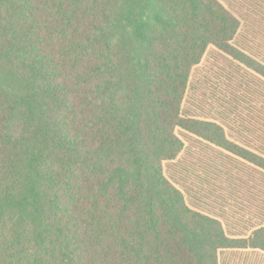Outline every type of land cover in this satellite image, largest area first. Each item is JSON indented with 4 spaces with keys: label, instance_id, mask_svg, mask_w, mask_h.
<instances>
[{
    "label": "trees",
    "instance_id": "16d2710c",
    "mask_svg": "<svg viewBox=\"0 0 264 264\" xmlns=\"http://www.w3.org/2000/svg\"><path fill=\"white\" fill-rule=\"evenodd\" d=\"M219 0H0V264H218L228 236L164 174L178 131L264 170L189 114L211 47L264 77ZM182 135V134H181Z\"/></svg>",
    "mask_w": 264,
    "mask_h": 264
},
{
    "label": "rangeland",
    "instance_id": "374dc122",
    "mask_svg": "<svg viewBox=\"0 0 264 264\" xmlns=\"http://www.w3.org/2000/svg\"><path fill=\"white\" fill-rule=\"evenodd\" d=\"M219 1L240 21L236 46L264 64V0ZM185 105L189 114L218 120L230 138L264 155V77L258 72L211 47L191 71ZM178 134L187 148L179 162L164 163V174L187 205L220 217L226 226L237 214L258 215L264 208V172Z\"/></svg>",
    "mask_w": 264,
    "mask_h": 264
},
{
    "label": "crops",
    "instance_id": "0c3cea01",
    "mask_svg": "<svg viewBox=\"0 0 264 264\" xmlns=\"http://www.w3.org/2000/svg\"><path fill=\"white\" fill-rule=\"evenodd\" d=\"M188 87H189V85H188ZM206 120H210V119H206ZM211 121H215V120H211ZM215 122L219 123L223 127V130H224L225 135H226L228 140H230V141L234 142L235 144L243 147L242 145H240L238 143L237 139L234 140L227 135L226 130L224 128V124L218 122V120ZM191 137H194L198 141L204 143V145H206V146L211 145L207 142L200 140L199 138H197L193 135H191ZM192 140H194V139H192ZM184 144H185V150H186L187 146H186L185 141H184ZM212 146H215V145H211V147ZM215 147H217V146H215ZM218 148H220V147H218ZM220 149L223 150L225 154L238 158V156H236V155H234V154H232V153H230V152H228L222 148H220ZM246 149H248V148H246ZM248 150H251V149H248ZM251 151H253V150H251ZM256 151H258V150H256ZM256 151H253V152L264 157L263 154L256 152ZM180 156H181V154H180ZM180 156L177 159H175L174 161H172L171 163L175 164V163L179 162V160L181 158ZM240 159L244 160L243 158H240ZM247 163L253 165L259 171L264 172V170L258 168L254 164H252L248 161H247ZM177 188H179V187H177ZM203 213H205V212H203ZM205 214L210 215V216L216 218L217 220H219L220 223L222 224V227H223L225 233L228 236L234 237V238H246V237H248V235L253 230L264 226V208L262 210H260L258 215L244 216V213H242L241 216H238V214H237L236 218H234L236 222L235 223L228 222L227 226L224 224V222L221 220L220 217H218V216L216 217L210 213H205ZM218 264H264V251L259 249V248H251V247L221 249L218 252Z\"/></svg>",
    "mask_w": 264,
    "mask_h": 264
}]
</instances>
